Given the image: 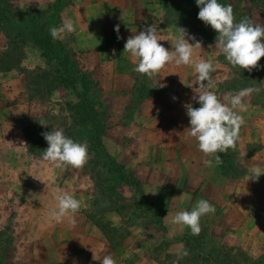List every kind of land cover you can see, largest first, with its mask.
Segmentation results:
<instances>
[{
    "label": "crops",
    "instance_id": "obj_1",
    "mask_svg": "<svg viewBox=\"0 0 264 264\" xmlns=\"http://www.w3.org/2000/svg\"><path fill=\"white\" fill-rule=\"evenodd\" d=\"M55 1L9 0L23 10L46 9ZM257 11L250 19L264 26V12ZM69 18L76 31L62 33L59 40L70 43L80 67L94 73L103 94L110 93V101H118L114 116L126 119L109 129L105 146L110 157L141 183L144 202L155 206L166 197L180 198L185 211L205 199L215 206V213L209 214V230L227 229L237 237L263 243L258 230L264 229V175L253 181L247 173L255 166L264 170V65L251 73L232 67L215 48V41H200L195 59L215 66L212 90L222 102L241 89H259L245 98L235 148L220 153L219 165L213 160L205 166L209 157L187 135L190 125L184 105L200 106L192 99L193 66L167 64L147 78L133 70L138 61L124 52L126 40L152 24L158 27L159 43L172 49L181 27L169 21L160 0H71L59 11L57 27ZM4 47L0 34V49ZM20 65L33 69L42 62L35 57ZM24 80L19 68L5 71L0 63V231L12 220L14 260L18 264H101L105 255H111L119 264L115 248L86 215L93 197L83 181L80 184L79 175L66 176L67 166L57 168L28 149L21 121L33 117L35 104L25 98ZM140 85L150 93L138 98L135 90ZM132 102L136 103L129 114ZM57 189L81 202L71 225L66 219L58 223L48 214L55 206L51 194ZM164 223L161 228H166ZM143 237L141 242L147 239ZM131 241L127 237L125 247ZM127 257L121 256L124 264Z\"/></svg>",
    "mask_w": 264,
    "mask_h": 264
},
{
    "label": "rangeland",
    "instance_id": "obj_2",
    "mask_svg": "<svg viewBox=\"0 0 264 264\" xmlns=\"http://www.w3.org/2000/svg\"><path fill=\"white\" fill-rule=\"evenodd\" d=\"M3 2L0 0V20L5 7H9ZM160 2L169 21L177 23L197 41H215L216 31L197 18L199 8L195 0ZM219 2L231 5L237 22L245 17L250 19L255 10L264 12V0ZM16 11L12 13L15 25L23 34L19 36L20 42L12 47L7 46L4 38L5 47L3 51L0 49V63L5 71L13 67L21 70L25 77V98L35 104L33 117L21 121L23 138L30 152L34 151L39 156L48 147L41 133L50 132L53 128L63 129L74 141L87 145V162L80 168L67 166L66 176L79 175L80 184L83 181L85 190L93 197L87 217L92 216L97 223L109 222L111 227H115L110 234L116 247L114 253L119 256V264H124L121 256L125 254L128 256L127 264H264V229H255L263 242L257 244L253 237H237L227 229L209 230L208 214L200 219V234L192 235L187 227H173L169 224L171 215L184 211L180 207V198L175 200L166 197L155 207L150 204L152 208L144 205L138 190L126 180L124 171L107 162L104 157H110L105 146L111 135L109 129L115 124L124 123L126 118L114 116V109L119 107L118 101H110V93L106 96L103 94L93 72L83 69L80 73L77 70V54L70 48V43L63 44L71 51L66 53L61 50L57 42L59 39H52L49 28L59 25V10L39 11L35 17ZM3 28L11 33L13 31L9 24L3 25ZM47 54L48 59L45 57ZM35 57L40 58L42 66L33 69L21 67V63L28 59L33 61ZM55 58L61 64L60 67H48L47 61L55 64ZM262 61L264 57L258 61L259 66L249 72L261 68L264 65ZM135 92L138 98L150 93L144 85L138 86ZM134 103H131L129 114ZM39 121L47 126L41 125ZM104 133L106 139H103ZM187 207L189 209L186 210H190L193 206ZM168 213L170 216L166 218ZM164 220L166 228H161V221ZM9 222L13 224L12 220ZM10 223L0 231V264H18L14 260L16 234ZM255 230L252 229V232ZM141 235L147 238L144 242H141ZM127 237H131L132 241L125 247L124 240ZM181 248L186 249L188 255L178 259L177 250Z\"/></svg>",
    "mask_w": 264,
    "mask_h": 264
},
{
    "label": "clouds",
    "instance_id": "obj_3",
    "mask_svg": "<svg viewBox=\"0 0 264 264\" xmlns=\"http://www.w3.org/2000/svg\"><path fill=\"white\" fill-rule=\"evenodd\" d=\"M195 3L199 8L197 18L216 31L215 48L225 60L232 67L242 70L251 71L258 67V61L264 57V26L254 24L247 17L235 21L231 5L222 4L219 0H195ZM114 30L117 32V39H120L119 25H116ZM75 31L76 25L71 18L62 19L60 27L49 28L53 40L61 39L64 32ZM159 41L161 40L158 37V27L152 24L139 34L130 36L125 42L124 52H127L134 62L138 61L133 70L147 78L156 75L167 64L193 66L196 87L193 88L192 99L200 106L193 107L191 103L184 105L190 125L187 128V135L194 138L198 149L209 157L204 160L205 166L211 165L213 160L219 165L222 162L220 153H225L236 146L238 132L243 124L239 113L246 110L245 98L253 92H259V89H241L229 94L225 97L226 102H222L212 90L215 66L209 61L195 59L202 47L200 41L183 28H179L177 38L174 43L171 42L173 45L171 50L165 48ZM39 123L47 126L43 121ZM41 135L48 144L42 151L41 158L44 161L51 162L57 168L62 166L80 168L87 162V145L74 141L63 129L53 128L52 131L42 132ZM247 175L249 179L255 181L264 175V170L255 166ZM51 195L55 206L48 209L50 218L58 223L66 219L70 225L73 224V217L79 211L81 202L59 189ZM214 213L215 206L205 199H200L191 210L178 211L171 216L168 213L166 218L170 216L171 226L187 227L192 235H199L201 217ZM187 255L186 249L177 250L178 259ZM100 262L115 264L111 255H105Z\"/></svg>",
    "mask_w": 264,
    "mask_h": 264
},
{
    "label": "trees",
    "instance_id": "obj_4",
    "mask_svg": "<svg viewBox=\"0 0 264 264\" xmlns=\"http://www.w3.org/2000/svg\"><path fill=\"white\" fill-rule=\"evenodd\" d=\"M3 1H4L3 2L4 5H7L9 7H5L6 9L3 8V9H5V12H2V16H1V20H0V33H2L4 38L6 39L8 47H12V46H15L16 44H18L20 42L19 36H21L23 34L22 31L15 25L14 17L12 14L13 11L17 10L16 12H24V13L32 14L35 17L39 11L40 12H42V11L49 12L52 9H54V10L58 9L60 11L62 8H64L66 5H68L71 2V0H56L54 3L49 5L46 9L22 10V9H17V8L11 6L9 3V0H6L7 3L5 2V0H3ZM165 4H166V2H165ZM7 24L11 25V27L13 29L12 33H11V31L5 30L3 28V25H7ZM57 42L60 45L62 51L66 52V53L71 52L70 50H67V48H65V46L63 45L64 44L63 41L59 40ZM45 57L48 59L49 55L47 54V56L45 55ZM66 57H67L66 59L68 60V58H69L68 54L66 55ZM68 63H70V61H68ZM46 64L48 67H51V65H54L58 68L61 65L60 63L57 62L56 58H55V64H51V62H49V61H47ZM72 64H75V62H72ZM76 65H77L76 66L77 70L80 73H82L81 70H83V68H81L78 63ZM87 74L88 73H86L85 75H87ZM29 150H30V148H29ZM31 152H34V151H31ZM104 157L106 158L107 162H109L112 165L117 166V168H120L121 170L124 171V175H125L126 180L129 182V184L132 187H135L138 190L139 194L141 195V193H142L141 192V183L133 177V174L131 172H127L125 170L124 166L116 163V161L113 160L112 158H110L109 156L104 155ZM143 203L146 207L152 208V206L150 204L144 202V200H143ZM89 218L91 219V221H93L97 226H99L102 229V231L105 233L107 239L111 243V247L116 248L114 245L113 239H112V235L110 234V232H113L115 230V227H111L109 222H105V223L98 222L97 223L93 220L92 216H89Z\"/></svg>",
    "mask_w": 264,
    "mask_h": 264
}]
</instances>
